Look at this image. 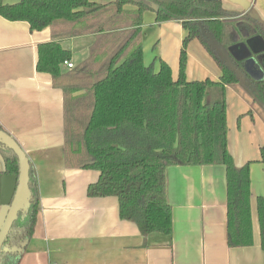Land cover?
<instances>
[{
  "label": "trees",
  "instance_id": "obj_1",
  "mask_svg": "<svg viewBox=\"0 0 264 264\" xmlns=\"http://www.w3.org/2000/svg\"><path fill=\"white\" fill-rule=\"evenodd\" d=\"M147 10L155 13V22L178 20L186 31L175 80L163 60L157 59V70L156 60L144 63L141 24ZM0 15L25 21L30 30L51 29V40L37 46L36 70L50 74L52 86L63 92L64 166L99 172L97 181L88 185V196L117 197L120 218L134 222L143 235L170 234L166 168L222 165L227 245L253 244L250 162L236 166L227 147L226 85L239 80L220 62L197 25L202 22L226 48L225 20L234 14L225 11L220 0H19L14 4L0 0ZM241 19L245 36L264 40L262 24L248 14ZM86 34L94 36L87 56L62 70L72 54L59 40ZM192 39L220 68L218 80L186 79V47ZM236 64L256 90L255 99L264 105V78H252L240 62ZM0 160V174H17V157L2 145ZM260 160L264 162V146ZM29 164L30 206L24 218L13 223L0 250V264H18L34 230L39 194ZM256 208L264 250L263 198L257 197Z\"/></svg>",
  "mask_w": 264,
  "mask_h": 264
},
{
  "label": "crops",
  "instance_id": "obj_2",
  "mask_svg": "<svg viewBox=\"0 0 264 264\" xmlns=\"http://www.w3.org/2000/svg\"><path fill=\"white\" fill-rule=\"evenodd\" d=\"M220 3L225 11L234 14L225 20L222 43L240 55L246 40L241 17L248 14L264 28V0ZM185 34L180 21L157 23L154 12L144 11V63L156 60L157 70V59L163 60L175 80ZM51 37L50 27L30 30L27 22L10 21L0 15V126L27 154L39 194L34 230L18 264H264L256 208L257 197L264 200V162L260 160L264 105L238 83L226 85L228 151L236 166L250 162L253 244L227 245L222 165L168 166L165 184L172 231L143 235L134 222L120 218L117 197L87 195L88 185L99 177L97 170L64 166L63 92L52 86L50 74L36 70L37 46ZM93 37L69 36L59 42L71 52V61L76 64L87 56ZM186 53L188 81L220 78V68L197 39L188 42ZM246 60L250 75L264 78V51L251 53ZM65 69L63 65L62 70ZM2 169L0 160V172ZM3 212L0 204V219Z\"/></svg>",
  "mask_w": 264,
  "mask_h": 264
},
{
  "label": "water",
  "instance_id": "obj_3",
  "mask_svg": "<svg viewBox=\"0 0 264 264\" xmlns=\"http://www.w3.org/2000/svg\"><path fill=\"white\" fill-rule=\"evenodd\" d=\"M157 8L156 5H152ZM202 36L206 39L209 47L214 51L220 62H222L239 80V83L250 91L253 96L257 93L247 76L237 66L236 61L240 62L249 76L254 78L248 72L246 67V58L252 54H258L264 51V40L258 36H245L246 40L242 44L240 55L232 52L231 48H225L214 37L212 32L200 21L197 22ZM248 63V62H247ZM260 79V78H254ZM255 98V97H254ZM0 145L11 150L17 157V174L0 175V204L4 207L3 215L0 219V250L5 239L13 225L20 217L27 214L31 191L29 189V158L15 138L4 129L0 128Z\"/></svg>",
  "mask_w": 264,
  "mask_h": 264
},
{
  "label": "built area",
  "instance_id": "obj_4",
  "mask_svg": "<svg viewBox=\"0 0 264 264\" xmlns=\"http://www.w3.org/2000/svg\"><path fill=\"white\" fill-rule=\"evenodd\" d=\"M63 65L65 66V68L70 69L74 67V63L70 60V61H64Z\"/></svg>",
  "mask_w": 264,
  "mask_h": 264
},
{
  "label": "rangeland",
  "instance_id": "obj_5",
  "mask_svg": "<svg viewBox=\"0 0 264 264\" xmlns=\"http://www.w3.org/2000/svg\"><path fill=\"white\" fill-rule=\"evenodd\" d=\"M73 62V61H72ZM74 63V62H73ZM146 64V63H145ZM75 66V63H74ZM238 85H240V87H242L243 89H246L244 86H242L240 83H238Z\"/></svg>",
  "mask_w": 264,
  "mask_h": 264
}]
</instances>
